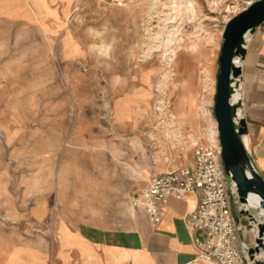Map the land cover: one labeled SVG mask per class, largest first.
Here are the masks:
<instances>
[{
	"label": "crops",
	"instance_id": "obj_1",
	"mask_svg": "<svg viewBox=\"0 0 264 264\" xmlns=\"http://www.w3.org/2000/svg\"><path fill=\"white\" fill-rule=\"evenodd\" d=\"M15 6L17 16L0 2V23L24 22V4ZM73 52L65 37L62 56ZM33 60L9 62L17 80L13 88L8 85L12 89L0 92V264H207L198 259L194 243L204 236L192 232L185 219L195 209L197 195L169 200L156 227L133 205L154 176L192 166L198 134L192 130L187 138L179 129L177 139H182L174 150L166 148L165 162H149L135 135L120 144L121 125L131 126L136 108L132 94L119 95L113 89L110 99L89 105L86 85L81 84L73 114L71 90L54 80L47 51L38 49ZM238 67L239 91L232 93L230 104L239 102L237 116L245 122L242 143L264 179V23L248 36ZM38 69L47 74L36 80L33 71ZM107 106L113 139L95 129ZM7 162L21 172L16 178L21 190H7ZM121 183H126L125 190H136L130 201L135 211L124 214L127 220L121 218ZM241 240L251 245L252 234L244 230L237 248Z\"/></svg>",
	"mask_w": 264,
	"mask_h": 264
},
{
	"label": "rangeland",
	"instance_id": "obj_2",
	"mask_svg": "<svg viewBox=\"0 0 264 264\" xmlns=\"http://www.w3.org/2000/svg\"><path fill=\"white\" fill-rule=\"evenodd\" d=\"M258 1L0 0L8 4L9 12L17 13L15 16L20 14L16 4L22 2L25 7L23 23H0V92L12 89L17 80L15 66L9 62H33L38 49L44 48L54 80L71 90L73 114V99L81 84L86 85L89 105L102 98L110 99L113 89L119 95L132 94L136 108L131 126L121 125L120 144L135 135L149 162H165L166 148L174 150L182 139H177L179 129L186 137L195 131L199 144H208L205 130L209 124H216L213 111L224 28L229 20ZM171 32L168 50L173 56L165 59L159 37ZM65 37L74 49L67 58L62 56ZM239 62L235 58L237 67ZM33 74L34 79H42L47 71L38 69ZM205 96L206 117L200 112ZM93 114L89 108L90 123ZM99 116L95 129L103 132L105 139H113L110 108L107 106ZM7 171L11 176L7 190H21L22 184L16 182L21 172H16L12 162H7ZM23 185L26 189L27 184ZM125 185L121 183L119 202L121 218L127 220L128 215L124 214L134 210L130 201L136 190H125ZM137 215L141 220L142 216ZM241 223L247 226L245 220Z\"/></svg>",
	"mask_w": 264,
	"mask_h": 264
},
{
	"label": "built area",
	"instance_id": "obj_3",
	"mask_svg": "<svg viewBox=\"0 0 264 264\" xmlns=\"http://www.w3.org/2000/svg\"><path fill=\"white\" fill-rule=\"evenodd\" d=\"M232 90L239 91V80L234 81ZM234 194L223 171L217 133L213 146L195 145L192 166L154 176L133 205L143 209L149 224L156 227L169 200L184 201L197 195V205L185 219L192 232L204 236L202 240L194 238L198 259L207 264H252L247 247H236L238 228L230 207V195Z\"/></svg>",
	"mask_w": 264,
	"mask_h": 264
},
{
	"label": "water",
	"instance_id": "obj_4",
	"mask_svg": "<svg viewBox=\"0 0 264 264\" xmlns=\"http://www.w3.org/2000/svg\"><path fill=\"white\" fill-rule=\"evenodd\" d=\"M264 23V0L251 4L243 12L229 20L222 34V46L218 59L214 117L221 148V161L225 177L235 189L230 195L231 212L238 228V238L244 230L252 234V244L240 241L247 247V255L252 264H264V224H257L256 216L264 221V179L249 158L242 136L245 134V122L237 116L239 102L231 105L232 84L239 80L241 68L234 65V59L241 61L245 56L247 36L255 33ZM260 199L257 208L249 205V196ZM248 222L246 228L240 225V219Z\"/></svg>",
	"mask_w": 264,
	"mask_h": 264
},
{
	"label": "bare ground",
	"instance_id": "obj_5",
	"mask_svg": "<svg viewBox=\"0 0 264 264\" xmlns=\"http://www.w3.org/2000/svg\"><path fill=\"white\" fill-rule=\"evenodd\" d=\"M245 9V8H244ZM164 31V30H163ZM248 38V36H247ZM159 41L160 44L162 45V53H163V57H165V59H170L173 54L168 50L170 47V44L172 43V32L169 35L166 36H161L159 37ZM238 59V58H237ZM235 61V59H234ZM162 62V61H161ZM169 63V62H168ZM167 63V64H168ZM235 65V64H234ZM236 66V65H235ZM208 74V73H206ZM206 86L208 85V77L206 75ZM232 101V100H231ZM234 101V100H233ZM232 101V102H233ZM205 103H206V96L205 98L201 101V106H200V112L201 114L206 117L207 116V109L205 108ZM231 103V102H230ZM156 111V110H155ZM216 135H217V128H216V124H209L205 130V138L206 141L208 142L209 145L213 146L216 143ZM260 202V199L257 196L254 195H250L249 196V205L251 207L257 208L258 204ZM256 220H257V224H264V221H262L260 219L259 216H256ZM260 256H264V253H261Z\"/></svg>",
	"mask_w": 264,
	"mask_h": 264
}]
</instances>
